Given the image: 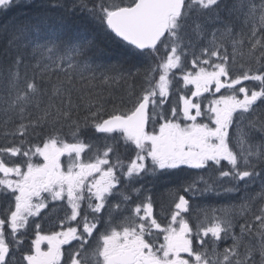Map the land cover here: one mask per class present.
Segmentation results:
<instances>
[{"label": "snow or ice", "instance_id": "6c2138e0", "mask_svg": "<svg viewBox=\"0 0 264 264\" xmlns=\"http://www.w3.org/2000/svg\"><path fill=\"white\" fill-rule=\"evenodd\" d=\"M0 264H264V0H0Z\"/></svg>", "mask_w": 264, "mask_h": 264}, {"label": "trees", "instance_id": "16d2710c", "mask_svg": "<svg viewBox=\"0 0 264 264\" xmlns=\"http://www.w3.org/2000/svg\"><path fill=\"white\" fill-rule=\"evenodd\" d=\"M138 83L139 82H137V86H138ZM126 87V86H125ZM162 194V192L161 193H158L157 195H161ZM155 213L156 214H158L159 213V207H158V205H157V207L155 208Z\"/></svg>", "mask_w": 264, "mask_h": 264}, {"label": "rangeland", "instance_id": "374dc122", "mask_svg": "<svg viewBox=\"0 0 264 264\" xmlns=\"http://www.w3.org/2000/svg\"><path fill=\"white\" fill-rule=\"evenodd\" d=\"M246 84H248L249 82H245ZM45 229L47 230V226H45Z\"/></svg>", "mask_w": 264, "mask_h": 264}, {"label": "flooded vegetation", "instance_id": "af4514ba", "mask_svg": "<svg viewBox=\"0 0 264 264\" xmlns=\"http://www.w3.org/2000/svg\"><path fill=\"white\" fill-rule=\"evenodd\" d=\"M223 91V90H222Z\"/></svg>", "mask_w": 264, "mask_h": 264}]
</instances>
